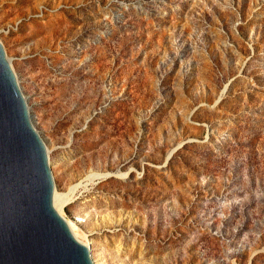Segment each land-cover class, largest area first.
<instances>
[{
	"label": "rangeland",
	"instance_id": "374dc122",
	"mask_svg": "<svg viewBox=\"0 0 264 264\" xmlns=\"http://www.w3.org/2000/svg\"><path fill=\"white\" fill-rule=\"evenodd\" d=\"M0 41L94 264H264V0H0Z\"/></svg>",
	"mask_w": 264,
	"mask_h": 264
},
{
	"label": "water",
	"instance_id": "95a60500",
	"mask_svg": "<svg viewBox=\"0 0 264 264\" xmlns=\"http://www.w3.org/2000/svg\"><path fill=\"white\" fill-rule=\"evenodd\" d=\"M53 191L45 143L0 41V264H94Z\"/></svg>",
	"mask_w": 264,
	"mask_h": 264
},
{
	"label": "bare ground",
	"instance_id": "6f19581e",
	"mask_svg": "<svg viewBox=\"0 0 264 264\" xmlns=\"http://www.w3.org/2000/svg\"><path fill=\"white\" fill-rule=\"evenodd\" d=\"M94 174H96V172H95V173H89V174H87L83 179H90V178H92V176H93ZM86 182H87V181H86ZM81 184H83V183H82V179H81L80 181L76 182V183L71 184V185L69 186V188H68L66 191H64V192H58V191H56V190L53 191L54 201H55L56 206H57V208H58V210H59V213H60V211H62V210H60V209H62L61 207L67 202V199H68V197L70 196V193L73 194L72 191H75V189H76L78 186H80ZM83 185H84V184H83ZM71 196H72V195H71ZM60 214H61V213H60ZM65 220H66V219H65ZM66 222H67V224H68V226H69V228H70L72 234L75 236V238H77V239H79V240H83V239L80 237V235L78 234V229H77L78 227H77V225H76L73 221H71V220H66Z\"/></svg>",
	"mask_w": 264,
	"mask_h": 264
}]
</instances>
